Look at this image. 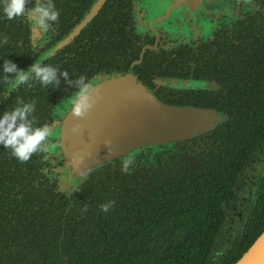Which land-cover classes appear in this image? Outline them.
<instances>
[{
  "label": "trees",
  "instance_id": "trees-1",
  "mask_svg": "<svg viewBox=\"0 0 264 264\" xmlns=\"http://www.w3.org/2000/svg\"><path fill=\"white\" fill-rule=\"evenodd\" d=\"M260 35L250 47L227 49L222 65L220 58L215 61L213 73L222 85L218 96L217 90L196 94L198 103L211 102L206 107L222 117L200 139L190 138L191 145L187 139V151L195 148L200 154L198 173L184 170L180 175L183 170L173 165L167 171L177 176H158V188L152 185L153 169L139 165L125 172L105 166L91 172L69 201L56 190L43 151L20 162L0 146V264H210L222 207L264 139V33ZM20 37L0 45V61L9 59L26 70L32 58ZM81 71L79 76L85 74ZM62 86H67L64 81L56 86L33 80L5 93L7 86L0 83V112L17 100L34 101L35 124L48 125L62 92L73 91ZM176 101L164 102L180 104ZM175 146L173 160L184 161L185 143ZM141 178L149 179L148 185ZM104 197L105 203L113 201L106 213L94 205ZM263 230L264 189L219 264H234Z\"/></svg>",
  "mask_w": 264,
  "mask_h": 264
},
{
  "label": "flooded vegetation",
  "instance_id": "flooded-vegetation-1",
  "mask_svg": "<svg viewBox=\"0 0 264 264\" xmlns=\"http://www.w3.org/2000/svg\"><path fill=\"white\" fill-rule=\"evenodd\" d=\"M54 3L60 15L47 33H42L27 17L10 21L0 18V36H7V41L13 42L21 34L20 38L28 44L26 49L32 62L43 57L42 63L60 70H70L77 77L82 69L85 72L82 75L91 84L104 77L124 76L132 72L167 105L213 109L206 107L211 102L198 103L196 94L213 90H217V96L220 94L222 85L213 73L215 61L220 58L222 65L221 60L227 49L238 52V49L250 47L254 38L264 33V0H54ZM32 6V0H29L26 8ZM89 15L91 17L86 21ZM81 25L80 30L76 31ZM243 39L250 43H241ZM164 81L203 86L176 88L162 85ZM75 93L73 87L71 93L62 92L59 97L48 124L51 130L48 146L55 143L52 129L55 125L59 127L65 112L73 106ZM179 97H183V100H179ZM174 99L180 104L164 102ZM196 137L200 139V135ZM176 142L185 143L184 161L173 160L178 154ZM176 142L145 148L134 156L119 157L102 167L110 166L115 170L121 167L122 160L131 158L133 163L128 166L129 169L139 165L146 170L153 169L156 177L152 179V185L156 187L160 185L158 176H168L167 168L173 165L183 170L180 175L184 170L186 174L200 172L198 150L190 148L187 151V139ZM190 142L191 139L189 145ZM43 152L50 163V175L56 183V190L69 201L91 172L102 169L86 172L80 178L69 181V172L62 171V161L51 155L48 147ZM176 176L175 173L170 174L169 178ZM140 182L148 185L149 179L141 178ZM263 189L264 139L237 176L231 189L232 196L222 207L220 227L226 228V234L234 233L237 222L245 223ZM106 199H97L94 202L96 209L99 210ZM160 202L159 198L157 205ZM227 243V240L222 242V246ZM216 254L214 247L212 257Z\"/></svg>",
  "mask_w": 264,
  "mask_h": 264
},
{
  "label": "water",
  "instance_id": "water-1",
  "mask_svg": "<svg viewBox=\"0 0 264 264\" xmlns=\"http://www.w3.org/2000/svg\"><path fill=\"white\" fill-rule=\"evenodd\" d=\"M162 85L203 86L179 81H164ZM88 103L80 115L73 113L72 106L59 127L55 125L52 129L56 141L48 149L62 161V171L69 172V181L145 148L202 135L222 119L214 109L163 103L132 72L96 81ZM234 264H264V230Z\"/></svg>",
  "mask_w": 264,
  "mask_h": 264
},
{
  "label": "clouds",
  "instance_id": "clouds-1",
  "mask_svg": "<svg viewBox=\"0 0 264 264\" xmlns=\"http://www.w3.org/2000/svg\"><path fill=\"white\" fill-rule=\"evenodd\" d=\"M29 0H0V18L14 20L27 17L29 22L42 33H47L52 25L57 22L60 12L54 0H32L33 6L26 8ZM7 42V36H0V45ZM51 52V50H49ZM43 57L33 61L27 69H22L9 60L0 61V83L7 88H16L19 85H31L33 80L41 85L59 86L61 80L69 87H74L76 93L72 99V111L75 115L89 106V93L92 84L83 75L75 80L69 79V73L57 67L42 63ZM34 101L17 100L16 105L10 110L0 112V146L9 149L10 154L20 162L28 161L38 151H46L51 130L47 124L37 126L33 112ZM131 158L122 160L121 171H130ZM113 201L102 203L100 211L108 212ZM87 209H84L86 211Z\"/></svg>",
  "mask_w": 264,
  "mask_h": 264
},
{
  "label": "rangeland",
  "instance_id": "rangeland-1",
  "mask_svg": "<svg viewBox=\"0 0 264 264\" xmlns=\"http://www.w3.org/2000/svg\"><path fill=\"white\" fill-rule=\"evenodd\" d=\"M237 222V220H236ZM242 225V222H237L236 228L234 230V233L232 235L226 234L225 233V227H221L220 230L217 232L218 234L216 235V241H215V251H217L218 254L213 256V258L210 259V264H218L220 263V259H224V256L228 251L232 248L233 241L235 239L236 232L238 231L237 229ZM240 229V228H239ZM220 233V234H219ZM234 235V236H233ZM228 241V243L225 246H222V242Z\"/></svg>",
  "mask_w": 264,
  "mask_h": 264
}]
</instances>
